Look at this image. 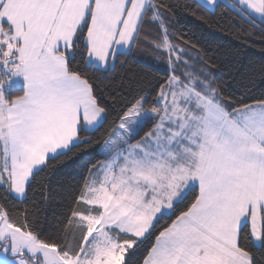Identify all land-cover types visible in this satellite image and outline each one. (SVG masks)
I'll use <instances>...</instances> for the list:
<instances>
[{"label": "snow or ice", "instance_id": "snow-or-ice-1", "mask_svg": "<svg viewBox=\"0 0 264 264\" xmlns=\"http://www.w3.org/2000/svg\"><path fill=\"white\" fill-rule=\"evenodd\" d=\"M219 6L0 0V264H264V93L171 30ZM229 7L264 40V0Z\"/></svg>", "mask_w": 264, "mask_h": 264}, {"label": "trees", "instance_id": "trees-1", "mask_svg": "<svg viewBox=\"0 0 264 264\" xmlns=\"http://www.w3.org/2000/svg\"><path fill=\"white\" fill-rule=\"evenodd\" d=\"M211 24H204L177 10L171 19L172 31L197 46L201 54H207L213 68L216 69L217 82L228 93L241 95L245 92L253 96L264 93V40L258 30L250 28L232 14L230 7L220 2ZM231 22V23H229ZM237 33H253L237 36ZM227 53V55H225ZM137 72H147L149 76L157 74L161 65H157L147 54H136L131 65ZM158 75H163L162 71ZM93 158L92 153L82 154L75 163L65 161L61 175L65 179H80L87 162ZM60 176H54L53 180Z\"/></svg>", "mask_w": 264, "mask_h": 264}, {"label": "crops", "instance_id": "crops-1", "mask_svg": "<svg viewBox=\"0 0 264 264\" xmlns=\"http://www.w3.org/2000/svg\"><path fill=\"white\" fill-rule=\"evenodd\" d=\"M220 2L229 6L231 3V0H220Z\"/></svg>", "mask_w": 264, "mask_h": 264}, {"label": "rangeland", "instance_id": "rangeland-1", "mask_svg": "<svg viewBox=\"0 0 264 264\" xmlns=\"http://www.w3.org/2000/svg\"><path fill=\"white\" fill-rule=\"evenodd\" d=\"M211 71H212L213 75L215 76V74H216V69L212 67V68H211Z\"/></svg>", "mask_w": 264, "mask_h": 264}]
</instances>
